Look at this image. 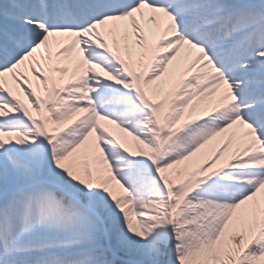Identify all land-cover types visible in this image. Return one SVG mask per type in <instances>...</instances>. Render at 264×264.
<instances>
[{
    "label": "snow or ice",
    "instance_id": "snow-or-ice-1",
    "mask_svg": "<svg viewBox=\"0 0 264 264\" xmlns=\"http://www.w3.org/2000/svg\"><path fill=\"white\" fill-rule=\"evenodd\" d=\"M0 264H264V0H0Z\"/></svg>",
    "mask_w": 264,
    "mask_h": 264
}]
</instances>
